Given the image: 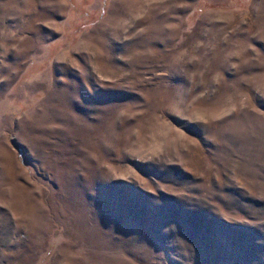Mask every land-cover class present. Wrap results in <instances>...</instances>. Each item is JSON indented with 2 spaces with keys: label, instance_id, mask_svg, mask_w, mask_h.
I'll return each instance as SVG.
<instances>
[{
  "label": "rangeland",
  "instance_id": "374dc122",
  "mask_svg": "<svg viewBox=\"0 0 264 264\" xmlns=\"http://www.w3.org/2000/svg\"><path fill=\"white\" fill-rule=\"evenodd\" d=\"M0 264H264V0H0Z\"/></svg>",
  "mask_w": 264,
  "mask_h": 264
}]
</instances>
